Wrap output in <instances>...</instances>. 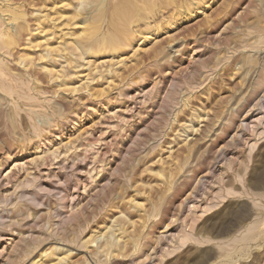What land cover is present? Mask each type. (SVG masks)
Instances as JSON below:
<instances>
[{
	"label": "rangeland",
	"instance_id": "1",
	"mask_svg": "<svg viewBox=\"0 0 264 264\" xmlns=\"http://www.w3.org/2000/svg\"><path fill=\"white\" fill-rule=\"evenodd\" d=\"M121 1L0 0V264H264V0Z\"/></svg>",
	"mask_w": 264,
	"mask_h": 264
},
{
	"label": "bare ground",
	"instance_id": "2",
	"mask_svg": "<svg viewBox=\"0 0 264 264\" xmlns=\"http://www.w3.org/2000/svg\"><path fill=\"white\" fill-rule=\"evenodd\" d=\"M79 1V0H78ZM138 3H141L139 7H137L132 1L130 0H122L121 5L116 7V17L123 21V25H130L132 22V19L136 17L139 19L140 17L144 16L145 13H151L153 9H155V3L153 0H136ZM118 3V2H117ZM80 5V4H79ZM62 9V8H61ZM149 15V14H148ZM66 18V17H65ZM136 21V20H135ZM134 21V22H135ZM262 24V23H261ZM121 27V26H120ZM261 28V27H260ZM53 32V31H52ZM135 33V31H134ZM117 41V39H116ZM263 41V40H262ZM104 40H102L100 43L104 44ZM261 43V42H260ZM117 43L114 41L110 42V47L113 49L116 46ZM77 47V45H76ZM79 48V47H77ZM76 48V50H77ZM80 50V49H79ZM249 68V67H248ZM113 231V230H112ZM108 243V242H106ZM111 245V244H110ZM112 246V245H111ZM32 264V263H31Z\"/></svg>",
	"mask_w": 264,
	"mask_h": 264
}]
</instances>
